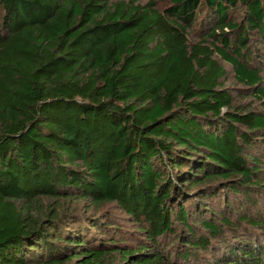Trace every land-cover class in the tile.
<instances>
[{"label": "trees", "instance_id": "16d2710c", "mask_svg": "<svg viewBox=\"0 0 264 264\" xmlns=\"http://www.w3.org/2000/svg\"><path fill=\"white\" fill-rule=\"evenodd\" d=\"M262 48L264 0H0V264H264Z\"/></svg>", "mask_w": 264, "mask_h": 264}, {"label": "rangeland", "instance_id": "374dc122", "mask_svg": "<svg viewBox=\"0 0 264 264\" xmlns=\"http://www.w3.org/2000/svg\"><path fill=\"white\" fill-rule=\"evenodd\" d=\"M135 1H137V3H140V4H145L148 0H135ZM240 15H242V11L234 12L233 13V19L239 18ZM242 23H243V21H242ZM262 42H263V40L260 38V35L257 34L256 32H252V34L249 38V44H250L251 50L255 51L256 47H258L260 45V43H262ZM261 51H263V54L261 55V57L264 59V48H262ZM223 65L226 68L227 73H228L227 77L223 81L224 85H225V87L230 89L231 92L233 93V95L235 96V98H237L238 95H240V90L242 89V87L235 82V78H234V74H233V70H232L231 66L226 64V63H223ZM261 68L264 69V67H261ZM239 103H242L244 105H249V104L253 103L254 104L253 107L255 109L260 108L259 105L256 104L254 99H241V100H239ZM260 195L261 196H256V198H255V201H256L255 208L259 209V210H263V213H264V189H263V191L260 192ZM66 204H68V202H66ZM72 205H74V207L80 208V210H82L83 212H87L86 213L87 215H92V213H93L94 207L91 204L86 203L84 201H73ZM60 206L65 207L63 202L60 204ZM243 214L245 216H248L249 212L245 211ZM248 227H250V226L248 225ZM242 230L243 229L241 228V231ZM241 231L239 233H241ZM253 231H255V233L258 235L260 233V230H258V229H254ZM255 233H253L252 231L249 232V230H248V233L246 234V238L242 241H247L248 239H250V237H252L254 240L256 238L259 239V237ZM263 237H264V235H263Z\"/></svg>", "mask_w": 264, "mask_h": 264}]
</instances>
